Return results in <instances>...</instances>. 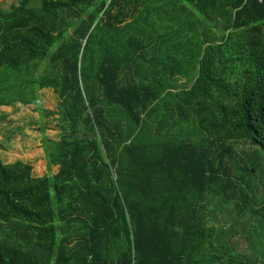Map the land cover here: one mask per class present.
<instances>
[{
	"label": "trees",
	"instance_id": "1",
	"mask_svg": "<svg viewBox=\"0 0 264 264\" xmlns=\"http://www.w3.org/2000/svg\"><path fill=\"white\" fill-rule=\"evenodd\" d=\"M5 2L42 140L0 160V264H264V0Z\"/></svg>",
	"mask_w": 264,
	"mask_h": 264
},
{
	"label": "rangeland",
	"instance_id": "2",
	"mask_svg": "<svg viewBox=\"0 0 264 264\" xmlns=\"http://www.w3.org/2000/svg\"><path fill=\"white\" fill-rule=\"evenodd\" d=\"M5 1V7L20 2V0ZM38 72L46 75L47 69L46 67H40L37 68ZM39 94L42 98L44 110L56 113V115L45 120L46 135L54 141H59L63 130L59 119V97L53 88L42 89ZM14 101L11 106L0 107V116L6 115V118L0 121V160L7 164L14 162L16 159H21L27 153V156H31L29 153L36 151L42 140L41 124L37 120L36 107ZM248 146L249 143L246 142L241 143L238 148L245 147L246 149ZM39 154L46 155L43 150ZM243 247H246V245H243Z\"/></svg>",
	"mask_w": 264,
	"mask_h": 264
}]
</instances>
